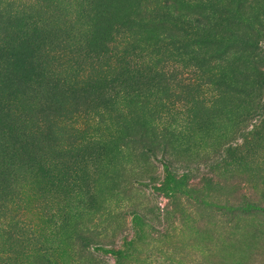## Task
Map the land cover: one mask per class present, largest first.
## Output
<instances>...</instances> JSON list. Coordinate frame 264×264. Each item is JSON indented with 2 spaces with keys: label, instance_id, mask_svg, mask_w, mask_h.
<instances>
[{
  "label": "rangeland",
  "instance_id": "obj_1",
  "mask_svg": "<svg viewBox=\"0 0 264 264\" xmlns=\"http://www.w3.org/2000/svg\"><path fill=\"white\" fill-rule=\"evenodd\" d=\"M37 1H2L0 39L22 41L10 15L19 7L74 36L48 68L74 88L47 152L59 178L69 168L76 181L21 167L30 197L11 214L23 211L37 241L13 240L14 253L28 264H264V0ZM126 30L159 55L143 74L97 63L101 43ZM79 62L93 79L78 76ZM146 83L159 89L136 96ZM13 106L29 118L40 110L27 98Z\"/></svg>",
  "mask_w": 264,
  "mask_h": 264
},
{
  "label": "trees",
  "instance_id": "obj_2",
  "mask_svg": "<svg viewBox=\"0 0 264 264\" xmlns=\"http://www.w3.org/2000/svg\"><path fill=\"white\" fill-rule=\"evenodd\" d=\"M2 1L0 0V10L2 14H5V10L9 7H5L4 13L2 10L4 7H1ZM124 1L116 0V5L119 6ZM41 2L45 1L38 0L36 7ZM168 8V5L164 7V9ZM19 10L20 7L16 11L11 10L10 15L18 18L11 17L14 23L19 19L23 21L17 23L24 27L23 32L25 33L22 34V41L18 40L17 34L5 38L2 36L0 39V75L5 78V85L9 88L8 95L4 96V91L0 94V212L7 209V214L10 215L6 220L8 228H3V224L0 223V264H28L24 258L14 253L17 249H14L16 246L12 244L14 243L12 241L16 239L17 244L15 243V245L23 243L27 249H32L33 246L30 243L37 241L35 239L37 237L36 230L34 226L27 224V216L23 211L13 216L11 214L30 197L27 191L30 185L24 182L21 167H24L25 171H34L36 176L42 177L45 181L54 179L55 181L51 180L54 183L59 182L60 185L64 183L65 187L73 185L76 181V176L73 180L75 172H69V168L68 173L65 172L63 177L59 178L61 174L54 165L52 157H50L51 154L47 152L48 142L51 141L53 133L59 128V119L63 118L58 103L61 102L62 94L65 95L74 88L70 87L73 86L70 84L73 78L63 80L58 73L55 74L48 68L51 63L65 60L69 56L70 48L61 49L59 45L64 42L74 43V36H68L65 30H61L49 19L43 21L36 17H32V20L19 17L22 15ZM172 14L174 15V12ZM109 16L111 21L115 19L113 14ZM12 21L10 24L14 25ZM17 24L15 25L17 26ZM131 33V30H126L124 33L116 32L115 37H107V40L101 43L100 51L97 53V63H102L103 59L108 60L109 63L118 62L129 76L146 72L147 67L154 63L153 57H159V55L154 56L149 53V49L136 48L134 41L130 38ZM2 35L5 34L2 33ZM63 35L65 37H62ZM67 39L68 41H66ZM23 44L25 47L21 49ZM66 69L67 74L70 71L76 72L73 64L68 67L66 65ZM79 69L81 70L78 71L80 72L78 76L83 78L92 77L93 79L94 74L97 73L94 67H89L86 64L81 65V62H79ZM152 74L153 72L150 75ZM157 74L169 76L165 70L156 72L155 76ZM77 80L81 82L79 78H75L74 81ZM83 83L85 84V81ZM95 84L98 86L99 82H95ZM57 89L62 90V93H59L58 101L50 102L53 95L57 93ZM157 89L159 86L146 83L140 90H136V96L148 95ZM105 97H107L106 94L99 100V105H107ZM19 98H27L38 103L40 110L37 117L29 118L25 112H19L14 108L13 103ZM88 101L89 105L96 102L95 100ZM19 165L23 166L19 168ZM23 174L26 175L25 172ZM66 176L68 178L66 182H63ZM1 221L3 220L0 214ZM27 237L30 239L28 240ZM3 238H5L4 242ZM7 243H10V247H6Z\"/></svg>",
  "mask_w": 264,
  "mask_h": 264
}]
</instances>
